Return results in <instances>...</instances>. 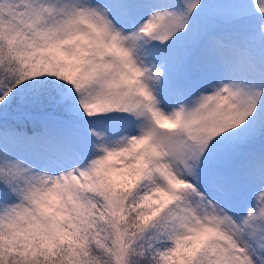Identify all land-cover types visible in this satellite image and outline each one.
<instances>
[{"label": "snow or ice", "instance_id": "snow-or-ice-1", "mask_svg": "<svg viewBox=\"0 0 264 264\" xmlns=\"http://www.w3.org/2000/svg\"><path fill=\"white\" fill-rule=\"evenodd\" d=\"M0 264H264V0H0Z\"/></svg>", "mask_w": 264, "mask_h": 264}]
</instances>
